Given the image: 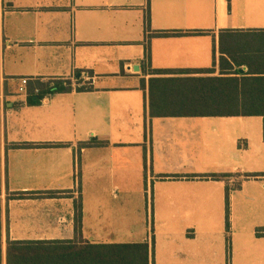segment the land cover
I'll return each mask as SVG.
<instances>
[{
	"label": "crops",
	"instance_id": "1",
	"mask_svg": "<svg viewBox=\"0 0 264 264\" xmlns=\"http://www.w3.org/2000/svg\"><path fill=\"white\" fill-rule=\"evenodd\" d=\"M148 16V33L184 34L147 38ZM222 34L239 35V67L221 65H234ZM149 69L257 77L264 103V0H0L1 264L8 240L147 242L148 264H229L227 236L230 264H264V116L151 117L149 79L172 75ZM24 77L91 89L18 107Z\"/></svg>",
	"mask_w": 264,
	"mask_h": 264
},
{
	"label": "trees",
	"instance_id": "2",
	"mask_svg": "<svg viewBox=\"0 0 264 264\" xmlns=\"http://www.w3.org/2000/svg\"><path fill=\"white\" fill-rule=\"evenodd\" d=\"M146 37L184 34L180 31L148 33L149 16L146 19ZM229 33L228 31H225ZM239 36V35H238ZM220 36V50L226 53L234 65L221 57V65L239 67L241 59L246 58L240 47V37ZM151 74L172 75L151 77L149 79L148 110L151 117H230V116H264V103L257 102V77H239L237 72H221L228 76H192L194 73H212L213 69L204 71L149 69ZM78 71L76 74H79ZM78 82L79 79H76ZM89 85L73 86L70 79L30 81L27 84L26 102L38 104L46 96L55 93L85 91ZM37 90V92H35ZM264 140V120L262 127ZM106 141H88L80 143V148L102 146ZM49 144H47L48 146ZM15 147H31V143L15 144ZM215 178L224 179L233 174H213ZM256 176V174L248 175ZM60 193L50 192V196ZM23 193L11 194L9 198H23ZM229 194L225 193V230H230ZM81 210L78 206L75 213V224L78 227ZM228 246L230 238L227 236ZM149 245L147 242L119 244H84L64 240L45 241H7L6 264H148ZM1 264V246H0Z\"/></svg>",
	"mask_w": 264,
	"mask_h": 264
},
{
	"label": "built area",
	"instance_id": "3",
	"mask_svg": "<svg viewBox=\"0 0 264 264\" xmlns=\"http://www.w3.org/2000/svg\"><path fill=\"white\" fill-rule=\"evenodd\" d=\"M219 1V0H218ZM224 1H226V2H230L231 0H224ZM27 84H28V79L27 78H20L19 79V86H18V91L20 92V93H23V94H26L27 93ZM85 84L84 83H81V82H75L74 84H73V86H78V87H80V86H84ZM35 92H37V90H35Z\"/></svg>",
	"mask_w": 264,
	"mask_h": 264
},
{
	"label": "rangeland",
	"instance_id": "4",
	"mask_svg": "<svg viewBox=\"0 0 264 264\" xmlns=\"http://www.w3.org/2000/svg\"><path fill=\"white\" fill-rule=\"evenodd\" d=\"M243 121V120H242ZM246 121V120H245ZM248 122L251 121H256V120H247ZM240 123H244V122H240ZM241 127H245L243 124H240L236 127V129L241 128ZM254 128V126H251ZM230 203V202H229ZM230 208L232 209V204L230 203ZM231 256H232V247L228 246V260H229V264H230V260H231Z\"/></svg>",
	"mask_w": 264,
	"mask_h": 264
}]
</instances>
